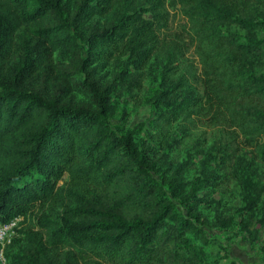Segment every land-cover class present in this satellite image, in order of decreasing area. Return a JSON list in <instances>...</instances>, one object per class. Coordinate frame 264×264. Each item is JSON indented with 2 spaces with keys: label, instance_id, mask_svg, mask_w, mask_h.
I'll return each instance as SVG.
<instances>
[{
  "label": "trees",
  "instance_id": "16d2710c",
  "mask_svg": "<svg viewBox=\"0 0 264 264\" xmlns=\"http://www.w3.org/2000/svg\"><path fill=\"white\" fill-rule=\"evenodd\" d=\"M129 3L79 0L69 17L70 0H0V63L22 24L32 25V33L51 45L57 38L65 51L78 39L74 28L109 11L113 17L87 38L95 51L88 52L92 59L81 58L83 69L115 46L127 55L110 82L100 84L84 74L81 84L93 106L67 102L73 90L68 81L51 89L25 84L32 58L9 78L0 71V218L24 215L39 204L59 205L57 214L49 208L37 217L45 238L19 230L23 242L12 238L7 264H210L197 210L209 175L189 183L183 165H169L161 142L150 133L141 136L111 122L120 99L141 89L140 62L154 53L160 71L146 101L158 112L153 127L181 139L202 109L188 87L193 72L185 39L168 28L157 36V18L120 9ZM161 3L153 0L144 11L158 9V17ZM175 3L191 23L184 29L191 31L206 102L247 140L264 141V0ZM64 174L71 182L58 185ZM57 249L65 251L57 254Z\"/></svg>",
  "mask_w": 264,
  "mask_h": 264
},
{
  "label": "rangeland",
  "instance_id": "374dc122",
  "mask_svg": "<svg viewBox=\"0 0 264 264\" xmlns=\"http://www.w3.org/2000/svg\"><path fill=\"white\" fill-rule=\"evenodd\" d=\"M78 1L70 0L69 17ZM152 1L131 0L127 7L120 9L130 12L137 9L143 18H157L153 28L157 36L161 37L168 28L178 39H185L188 45L185 57L193 72L188 76V87L201 99V112L194 116L195 122L189 127V132L181 131V139L173 136V131L162 133L158 127H153L151 122L158 118V112L146 101L160 71L159 60L154 53L144 63L140 62L141 89L131 97L120 99L117 113L111 117V122L118 128L136 129L141 136L150 133L161 142L160 151L164 153L163 157L169 161V165L176 169L183 165L189 183L191 178L209 175L199 192L197 210L206 237L202 245L210 264H225L228 260L243 264H264V141L247 140L233 125L223 121L220 117L222 114L217 112L218 108L206 102L208 98L200 75L201 65L194 52L191 31L185 30L190 29L191 23L182 15L175 0H162L158 17L155 14L158 9L144 11V5L151 7ZM141 6L143 8L139 9ZM113 14V11H109L84 20L72 30L78 39L74 44H69L65 51L57 38L51 45L49 41L32 33V25H20L11 35L7 54L1 58V76L9 78L26 58H32V69L25 77V84L51 89L60 81H68L73 90L66 101L73 105L93 106L90 92L81 84L84 74L100 84L110 82L115 70L125 62L127 56L123 49L115 46L110 55L91 60L89 66L83 69L81 58L92 59L88 52L95 51L87 45L88 36L104 26ZM49 23L52 25V21ZM80 31L82 33L78 34ZM177 142L180 143L177 145ZM68 181L71 182L64 174L57 184L63 185ZM58 206L53 203L39 204L26 214L17 216L18 229L13 237L16 236L17 242L22 244L19 230L26 229L45 238V229L38 225L37 217L45 211L49 213V208L57 214ZM6 249L7 245L3 247V253ZM64 251L57 249V254ZM5 259L7 264L6 255Z\"/></svg>",
  "mask_w": 264,
  "mask_h": 264
},
{
  "label": "built area",
  "instance_id": "2783aa9c",
  "mask_svg": "<svg viewBox=\"0 0 264 264\" xmlns=\"http://www.w3.org/2000/svg\"><path fill=\"white\" fill-rule=\"evenodd\" d=\"M17 229V216L12 217L7 221H4L0 218V264H5L6 262L5 253H3V247L11 242Z\"/></svg>",
  "mask_w": 264,
  "mask_h": 264
}]
</instances>
